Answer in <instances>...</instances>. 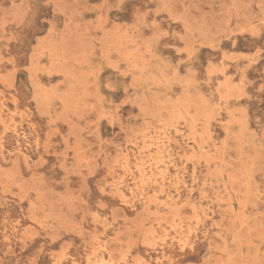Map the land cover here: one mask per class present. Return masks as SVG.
Returning <instances> with one entry per match:
<instances>
[{
	"label": "rangeland",
	"instance_id": "rangeland-1",
	"mask_svg": "<svg viewBox=\"0 0 264 264\" xmlns=\"http://www.w3.org/2000/svg\"><path fill=\"white\" fill-rule=\"evenodd\" d=\"M0 264H264V0H0Z\"/></svg>",
	"mask_w": 264,
	"mask_h": 264
},
{
	"label": "bare ground",
	"instance_id": "bare-ground-1",
	"mask_svg": "<svg viewBox=\"0 0 264 264\" xmlns=\"http://www.w3.org/2000/svg\"><path fill=\"white\" fill-rule=\"evenodd\" d=\"M144 185V184H143Z\"/></svg>",
	"mask_w": 264,
	"mask_h": 264
}]
</instances>
